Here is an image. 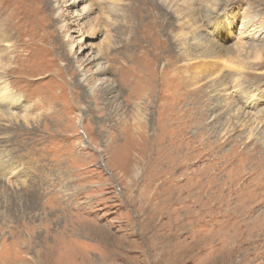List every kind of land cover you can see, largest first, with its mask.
<instances>
[{
  "label": "rangeland",
  "instance_id": "374dc122",
  "mask_svg": "<svg viewBox=\"0 0 264 264\" xmlns=\"http://www.w3.org/2000/svg\"><path fill=\"white\" fill-rule=\"evenodd\" d=\"M22 1L0 264H264V0Z\"/></svg>",
  "mask_w": 264,
  "mask_h": 264
},
{
  "label": "bare ground",
  "instance_id": "6f19581e",
  "mask_svg": "<svg viewBox=\"0 0 264 264\" xmlns=\"http://www.w3.org/2000/svg\"><path fill=\"white\" fill-rule=\"evenodd\" d=\"M186 1V0H185ZM184 2V1H183ZM165 3V2H164ZM16 3H14L15 5ZM96 6V5H95ZM36 1L34 3V6L30 8H28L27 4L25 2H23L22 0H19V7L15 8V6H13L9 12L6 14V20L4 22V24L0 27V48L1 46L3 45L2 43L5 41H10L11 38H10V35L9 33L6 31V28L8 27H11L14 31L13 35H15L17 38L18 37H21V35L27 31L26 28L29 24V21L31 20V18L33 17L34 13H35V8H36ZM19 11H17V10ZM3 10V9H2ZM43 11V10H42ZM19 14V15H17ZM175 16V15H174ZM36 17V16H35ZM19 19H22V24L21 25H18V20ZM35 19V18H34ZM37 20V19H36ZM184 22V21H183ZM119 24V23H118ZM186 24V23H185ZM91 27V26H90ZM9 29V28H8ZM12 31V32H13ZM223 33V35L225 36L226 39H230L232 38V34L231 32L229 31V29H222L221 31ZM30 33V32H29ZM35 33V32H34ZM189 33V32H188ZM186 34V33H185ZM27 38V37H26ZM127 38V37H126ZM241 38V37H240ZM9 39V40H7ZM19 39V38H18ZM24 39V37H23ZM184 40V39H183ZM179 41V40H178ZM225 41V40H224ZM4 42V44H5ZM17 47L19 48H28L29 47V44L28 43H25L24 41H17ZM229 43V42H228ZM36 44V43H35ZM178 44V43H177ZM188 44V43H187ZM181 46V44H180ZM186 46V45H185ZM1 51H4L3 49H0V52ZM2 53V52H1ZM4 53V52H3ZM189 53V52H188ZM190 54V53H189ZM198 54V53H197ZM194 55V54H193ZM195 56V59L197 58H202L204 56H199V55H194ZM8 57V56H7ZM188 61V60H187ZM193 61V60H192ZM199 62H202L201 59H199L198 61H196L195 64L199 63ZM134 65V64H133ZM199 65V64H198ZM100 67V66H99ZM198 67V66H197ZM12 68L9 67V64H8V68H6V72H8L10 75H12V71L11 70ZM15 70V69H14ZM7 96V95H6ZM11 97V96H10ZM1 100V99H0Z\"/></svg>",
  "mask_w": 264,
  "mask_h": 264
}]
</instances>
